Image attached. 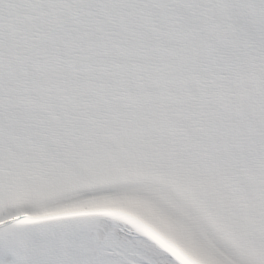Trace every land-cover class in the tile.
<instances>
[{
  "label": "snow or ice",
  "instance_id": "snow-or-ice-1",
  "mask_svg": "<svg viewBox=\"0 0 264 264\" xmlns=\"http://www.w3.org/2000/svg\"><path fill=\"white\" fill-rule=\"evenodd\" d=\"M0 264H264V0H0Z\"/></svg>",
  "mask_w": 264,
  "mask_h": 264
}]
</instances>
